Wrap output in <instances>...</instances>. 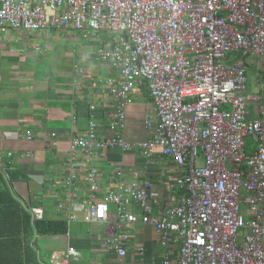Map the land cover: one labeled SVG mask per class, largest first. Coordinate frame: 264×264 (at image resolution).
Masks as SVG:
<instances>
[{
  "label": "built area",
  "instance_id": "2783aa9c",
  "mask_svg": "<svg viewBox=\"0 0 264 264\" xmlns=\"http://www.w3.org/2000/svg\"><path fill=\"white\" fill-rule=\"evenodd\" d=\"M10 29L114 34L93 57L118 71L117 79L107 80L117 133L101 136L91 121L85 134L70 136L66 187L80 176L76 151L91 157L137 148L150 158L161 148L180 171L175 182L183 193L162 210L150 203L151 182L128 180L121 168L105 200L68 198L73 220L82 210L86 222L105 225L106 251L126 257L119 230L141 224L154 228L163 246L178 244L175 255L152 261H144L139 248L144 264H264V85L260 93L248 91L246 63L249 55L264 58V0H0V31ZM31 47L43 50L39 42ZM143 81L157 120L146 117L150 137L136 144L123 131L132 93ZM33 138L27 132L26 139ZM88 180L97 191L98 167L91 166ZM79 256L69 247L53 252L50 264Z\"/></svg>",
  "mask_w": 264,
  "mask_h": 264
},
{
  "label": "crops",
  "instance_id": "0c3cea01",
  "mask_svg": "<svg viewBox=\"0 0 264 264\" xmlns=\"http://www.w3.org/2000/svg\"><path fill=\"white\" fill-rule=\"evenodd\" d=\"M50 31L58 35V31L67 32L58 40L69 39L74 42L73 47L61 45L58 48L57 44H48V50L44 46L43 53H32L27 43L21 49L0 43V202L9 208L12 201L7 193L11 192L30 205L32 213L39 209L36 212L42 217H36L34 213L33 218L65 220L68 231L62 235L45 236L33 229L24 233L21 227L26 226V222L12 212L10 218L4 217L6 220L2 226L6 234L0 248L2 260L5 264L30 261L32 264H49L53 252L64 254L69 247L80 253L70 264H144L138 256L139 248L144 250V261L157 260L165 254L175 255L178 244L175 247L172 241L165 247L154 228L135 224L119 230L118 235L128 248V255L121 258L105 250L109 235L104 224L86 222L82 210L77 211L76 220L70 217L68 198L75 195L72 200L82 204H87L93 196L97 201L105 200V196L117 186L115 172L118 168L128 180L151 182L150 203L156 210L174 205L183 191L175 182L180 175L175 161L161 148H156L150 158L137 148L105 150L91 157L76 151L72 159L80 176L71 188L64 185L71 158L72 134H85L91 121L97 122L101 136L112 137L117 133L112 127L117 105L109 94L107 80L110 77L117 79L118 71L93 57L99 47L111 43L114 34L102 32L97 36H84L69 29L45 33L50 35ZM13 32L25 40L30 35L12 29L0 31V35ZM254 57L260 61L259 68L264 70V58ZM250 61L248 91L260 93L264 75L258 67H253L254 61ZM249 107L257 117L254 106ZM126 111L127 124L123 131L126 139L136 144L147 140L150 135L145 119L148 116L155 122L157 120L147 82L143 81L133 91L132 102ZM27 132H33L32 140L26 139ZM52 133L58 135L57 140ZM92 164L98 167L99 189L95 192L88 180ZM23 202L20 201L24 206ZM111 209L115 213L117 206L112 205ZM129 209L139 211L140 207L131 205ZM42 250L47 262L42 258Z\"/></svg>",
  "mask_w": 264,
  "mask_h": 264
},
{
  "label": "trees",
  "instance_id": "16d2710c",
  "mask_svg": "<svg viewBox=\"0 0 264 264\" xmlns=\"http://www.w3.org/2000/svg\"><path fill=\"white\" fill-rule=\"evenodd\" d=\"M2 195L3 193L1 194V196ZM7 195L12 201V205L9 208H6L4 206L5 204L1 205L0 202V248L3 244L2 238L6 239V234L3 233V227H2L4 221L6 220L4 217L10 218L9 214H11L12 212L15 213L18 218L26 222V226L21 227V231L24 233H27L31 229H33L35 230L36 233L45 236V235H62L65 234L66 231H68V226L65 220H43V218L35 219L32 217L34 213H32V209L30 205L20 200L15 194H12L11 192L7 193ZM20 201L23 202L25 205L23 206L20 203ZM29 249L31 250V252L33 251L32 246ZM2 259L3 257L0 255V264H5ZM26 264H32V262L30 261L29 263Z\"/></svg>",
  "mask_w": 264,
  "mask_h": 264
},
{
  "label": "rangeland",
  "instance_id": "374dc122",
  "mask_svg": "<svg viewBox=\"0 0 264 264\" xmlns=\"http://www.w3.org/2000/svg\"><path fill=\"white\" fill-rule=\"evenodd\" d=\"M52 30H55V29H52ZM58 32L60 33V35H58L57 32H55V31H50V35H47V33H45V31H38L37 33L30 34L29 37H28V40L20 38V36H19V34L17 32H13L10 35L1 34L0 35V43L1 44H5V45L7 44L11 48L16 47V48H19V49H21L23 46H25V43H27L28 48L32 50V53H35L34 48L31 47V46H34L35 42H39L42 45V48H44V46L46 47L48 44H51V46H52V44H55V45L57 44L58 48H60L61 45H65V46H68V47L72 48L73 45H74V42L69 41V39L68 40H64V41H59L58 40V38L61 36V34H66L67 32H65V31H58ZM15 38H19V39H22V40L17 41ZM46 50H48L47 47H46ZM36 53H43V52H36ZM250 60L254 61V66L253 67L254 68L258 67L259 72H261V74L264 75V70H261L259 68V66H260L259 62L260 61L258 59H256L253 55H249L246 58V61H247L248 65L252 63V61H250ZM249 68H252V67H250V65H249L248 72H249ZM154 122L155 121L152 120V123H154ZM40 252L42 254V258L47 262L48 258L46 257V254L44 253V250H42ZM49 264H50V261H49Z\"/></svg>",
  "mask_w": 264,
  "mask_h": 264
}]
</instances>
